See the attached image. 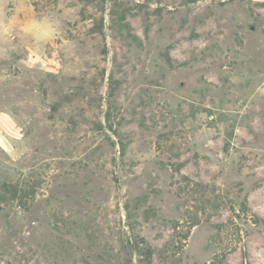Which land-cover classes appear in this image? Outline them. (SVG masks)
<instances>
[{
  "label": "rangeland",
  "instance_id": "rangeland-1",
  "mask_svg": "<svg viewBox=\"0 0 264 264\" xmlns=\"http://www.w3.org/2000/svg\"><path fill=\"white\" fill-rule=\"evenodd\" d=\"M244 263L264 0H0V264Z\"/></svg>",
  "mask_w": 264,
  "mask_h": 264
},
{
  "label": "trees",
  "instance_id": "trees-1",
  "mask_svg": "<svg viewBox=\"0 0 264 264\" xmlns=\"http://www.w3.org/2000/svg\"><path fill=\"white\" fill-rule=\"evenodd\" d=\"M30 187L29 186H20L18 183H9L6 186V191L10 192L12 195V198H18L23 204L25 203V200L28 199L29 195L28 193V189ZM149 252L147 253L148 256H151V252L150 250H148ZM245 264V263H244Z\"/></svg>",
  "mask_w": 264,
  "mask_h": 264
}]
</instances>
